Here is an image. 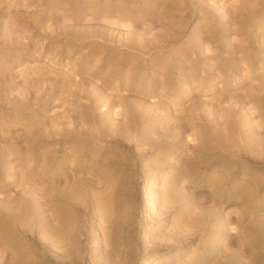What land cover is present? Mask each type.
Segmentation results:
<instances>
[{
  "label": "rangeland",
  "instance_id": "1",
  "mask_svg": "<svg viewBox=\"0 0 264 264\" xmlns=\"http://www.w3.org/2000/svg\"><path fill=\"white\" fill-rule=\"evenodd\" d=\"M263 204L264 0H0V264H264Z\"/></svg>",
  "mask_w": 264,
  "mask_h": 264
},
{
  "label": "bare ground",
  "instance_id": "2",
  "mask_svg": "<svg viewBox=\"0 0 264 264\" xmlns=\"http://www.w3.org/2000/svg\"><path fill=\"white\" fill-rule=\"evenodd\" d=\"M192 137V136H191ZM190 140V139H189ZM235 153V152H234ZM247 155H249V153L247 154ZM250 156L252 157V158H254V156L252 155V154H250ZM230 157V156H229ZM234 157V156H233ZM249 157V156H248ZM261 157H262V155H261ZM231 159H232V157H230ZM229 158V159H230ZM252 158H250V159H252ZM205 159V158H204ZM204 159H202V160H204ZM208 159H209V157H208ZM249 160V159H248ZM256 160V159H255ZM205 161V160H204ZM225 161V160H224ZM206 162V161H205ZM204 162V163H205ZM210 162V161H209ZM226 162V161H225ZM201 163V162H200ZM203 163V162H202ZM201 163V164H202ZM216 163V162H215ZM228 163V162H227ZM235 164V163H234ZM227 166H229V165H227ZM222 168V167H221ZM227 168V167H226ZM230 169V168H229ZM224 170V169H223ZM227 170V169H226ZM225 171V170H224ZM220 173V172H219ZM218 173V174H219ZM224 174V178H222L221 180H218L217 178V182L219 181V184L221 185L222 183L221 182H227L228 180V176H230V173L228 174L227 172H224L223 173ZM220 176V175H219ZM232 176V175H231ZM221 177V176H220ZM238 178V177H237ZM247 178V177H246ZM113 180V179H112ZM213 180H215V179H213ZM227 180V181H226ZM244 180H246L245 178H243V179H241V181H243L244 182ZM238 181H240L239 179H238ZM240 181V182H241ZM211 182V181H210ZM215 182V181H214ZM246 183L248 182L247 180L245 181ZM252 182V181H251ZM250 182V183H251ZM237 183V182H236ZM249 183V182H248ZM249 183V184H250ZM109 184V183H108ZM114 184V183H113ZM213 184V183H212ZM238 184H240V183H238ZM223 185V184H222ZM221 185V186H222ZM241 185H242V183H241ZM251 185L252 186H254L253 185V183H251ZM252 186H249V187H252ZM258 186V185H257ZM257 186H255V188H254V190L256 191L257 189ZM208 188H209V193H208V196H209V198L210 199H208V200H210L211 202L210 203H212V205L214 206V205H218L217 206V209H216V212H217V210H218V207H220V205H221V203H220V205L217 203H215L216 201H219V202H222L223 200H222V196H220V195H217V193L214 191V187L211 185V183H210V185L209 186H207ZM206 187V188H207ZM218 187V183L216 184V189L218 190L219 188H217ZM234 187V186H233ZM237 187V186H236ZM249 187L247 186V189L245 188H243L242 186L239 188V185H238V187L237 188H235L236 190L234 191V193L236 192V196L235 195H233V197L234 198H236L235 199V201L236 202H234V203H236L237 204V201H238V204H240L241 203V205L243 204V202H244V199H246V198H248L250 195H251V193L249 194V192H247V190L249 189ZM108 188V187H107ZM112 188V187H111ZM232 188V187H231ZM220 190V189H219ZM105 191H107V190H105ZM224 191V190H223ZM255 191H253V192H255ZM225 192V191H224ZM252 192V191H251ZM252 192V193H253ZM110 193V192H109ZM227 193V192H226ZM231 193V192H230ZM233 193V192H232ZM107 194V193H106ZM255 194V193H254ZM229 195H231L232 196V194H229ZM253 195V194H252ZM224 196V195H223ZM106 197V196H105ZM233 197H232V199H233ZM251 197V196H250ZM238 198V199H237ZM223 199H224V197H223ZM230 199H231V197H230ZM231 199V200H232ZM248 199H250V198H248ZM248 199H246V202H247V200ZM207 200V199H206ZM225 201L224 202H226V203H228V202H230V200L226 197V199H224ZM96 201V200H95ZM234 201V200H233ZM250 201V200H249ZM248 201V203H250ZM223 203V202H222ZM106 204V203H105ZM162 204V203H161ZM202 204V203H201ZM233 204V203H232ZM256 204V203H255ZM240 205V206H241ZM264 205V204H263ZM198 206H200V204L199 205H196L195 204V202L194 201H189L188 203H187V205H185V208L184 209H186L185 210V213L183 212L182 214H185L184 216L183 215H181V216H183L182 217V225H184L183 227L184 228H182V229H180L179 228V230H181L180 231V233H179V230H177V231H175L174 232V234L176 235V237L175 238H177V236H179L180 235V237L182 238V241H183V238H185L184 240L186 241V239L188 240V235H192V230L195 228V227H198L199 229H200V231L203 233V234H205L204 233V230H206V228L207 227H205V225H204V223H205V221H207L206 220V218L208 219V222H209V220L210 219H214V218H217V217H215V216H212L211 214H213V213H206V212H200V213H198L197 214V216H195V219H193L194 217H192L191 218V220H189V219H187V217L190 215L189 213H190V210H196L197 211V209H194V208H198ZM191 207H192V209H191ZM201 207V206H200ZM216 207V206H215ZM251 207V206H250ZM221 208V207H220ZM251 208H253V207H251ZM251 208H250V210H251ZM259 208V207H258ZM222 209V208H221ZM255 209V208H254ZM97 210V209H96ZM200 210V209H199ZM208 210V209H207ZM245 210V209H244ZM258 210V209H257ZM245 211H247L248 212V210H245ZM194 212V211H193ZM216 212H215V214H216ZM221 212V211H220ZM244 213V211H239V213H237V215L238 216H240L241 217V220H245V215H243L244 217H242L241 215H240V213ZM254 213V212H253ZM196 214V213H195ZM226 214V213H225ZM224 214V215H225ZM228 214V213H227ZM249 214V213H248ZM211 216L212 217H214V218H211ZM217 216H219V215H217ZM221 216V215H220ZM228 216V215H227ZM227 216L225 215V217L227 218ZM236 216V215H235ZM249 216V215H248ZM206 217V218H205ZM246 217H247V215H246ZM263 217V216H262ZM220 218V217H219ZM226 218H224V219H226ZM236 219L237 218H239V217H235ZM244 218V219H243ZM252 218H253V216H252ZM218 219V218H217ZM235 219V220H236ZM251 219V218H250ZM174 220V219H173ZM205 220V221H204ZM219 221H221L222 219H218ZM240 220V219H239ZM238 220V223L237 224H239V222H241V220L239 221ZM211 221H214V220H211ZM218 221V222H219ZM237 221V220H236ZM242 221V222H243ZM207 222V223H208ZM211 223H213V222H211ZM216 223V222H215ZM206 224V223H205ZM222 224V223H221ZM223 224L225 225L226 223H225V221H223ZM178 225V224H177ZM216 225V224H215ZM226 225H229V224H226ZM225 225V226H226ZM231 225V224H230ZM256 225V224H255ZM179 226V225H178ZM192 226V227H191ZM193 226H194V228H193ZM206 226H207V224H206ZM212 226V225H211ZM221 226H223V225H221ZM233 226V225H232ZM258 226H259V224H258ZM257 226V227H258ZM261 226V225H260ZM180 227V226H179ZM209 227V226H208ZM214 227V226H213ZM227 227V226H226ZM236 227V226H235ZM256 227V226H255ZM256 227V228H257ZM262 227V226H261ZM260 227V228H261ZM175 228H177V226L175 227ZM211 227H209V229H210ZM237 228V227H236ZM223 230V227L221 228L220 227V225H219V227H216L215 229H213V231H212V233H214V234H211V235H213V236H209V238H207V239H205L204 240V242H203V244L201 245L202 247H204V249L203 250H205V252H206V254H204V258L203 259H201V261H200V259H199V261H200V263H196V264H209V263H211V264H219L218 263V261H219V259L223 256V255H226L227 254V251L229 250V246H230V243H235L236 244V242H237V240L238 239H234V238H231L230 236H229V233H227L226 234V232L225 233H221V232H224V230ZM227 229V228H226ZM252 230H253V227L251 228ZM228 231L230 230V231H234V230H236L235 228H234V226L233 227H230V229H227ZM238 230V229H237ZM254 230H255V232L257 231V229H255L254 228ZM253 230V231H254ZM258 230H259V228H258ZM221 231V232H220ZM229 231V232H230ZM246 232H247V229L245 230ZM260 231V230H259ZM243 232V231H242ZM248 232H250L249 230H248ZM258 232V231H257ZM194 234H195V232H193ZM263 233V232H262ZM194 234H193V236H194ZM240 234L242 235L243 234V236H240ZM239 234V237H240V240L239 241H248L247 239H248V237L246 236V233L244 232V233H240ZM245 234V235H244ZM249 234V233H248ZM242 237H244L242 240H241V238ZM245 237H247V239L245 238ZM173 238V237H172ZM174 238V239H175ZM181 238L179 239L180 241H181ZM189 238H192L191 236L189 237ZM228 238V239H227ZM237 238V237H236ZM246 239V240H245ZM178 240V241H179ZM236 240V241H235ZM176 241V242H175ZM174 242L175 243H178V241H177V239L175 240ZM181 241V242H182ZM231 241V242H230ZM234 241V242H233ZM238 241V242H239ZM180 242V243H181ZM237 242V243H238ZM179 243V244H180ZM251 243H252V241H251ZM182 244H183V242H182ZM247 244H250L249 242L247 243ZM247 244L246 243H242V244H237V245H239L238 247V250H236V252L237 253H231V257L229 258V260H228V262L226 263V264H238L237 262H236V260L238 261V259H240L241 258V254H242V251L243 252H245V250H246V248H245V246H247ZM236 245V246H237ZM256 245V244H255ZM250 246V245H249ZM248 247V246H247ZM251 248H256V247H253V246H250ZM244 248H245V250H244ZM249 248V247H248ZM247 248V250H249ZM237 249V248H236ZM243 249V250H242ZM235 250V249H234ZM251 250V249H250ZM238 251L240 252V254L238 253ZM244 254V253H243ZM3 255V254H2ZM254 258V257H253ZM223 259V258H222ZM256 260V259H255ZM252 261H254V260H252ZM13 262H15V260H13ZM247 263V262H246ZM194 264V263H193ZM241 264V263H240Z\"/></svg>",
  "mask_w": 264,
  "mask_h": 264
}]
</instances>
